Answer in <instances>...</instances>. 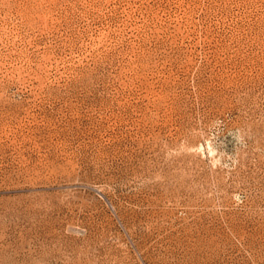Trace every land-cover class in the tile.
Returning <instances> with one entry per match:
<instances>
[{
	"label": "rangeland",
	"instance_id": "rangeland-1",
	"mask_svg": "<svg viewBox=\"0 0 264 264\" xmlns=\"http://www.w3.org/2000/svg\"><path fill=\"white\" fill-rule=\"evenodd\" d=\"M0 264H264V0H0Z\"/></svg>",
	"mask_w": 264,
	"mask_h": 264
}]
</instances>
